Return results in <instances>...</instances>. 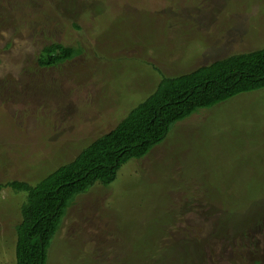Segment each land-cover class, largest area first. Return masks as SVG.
I'll return each instance as SVG.
<instances>
[{
  "label": "rangeland",
  "instance_id": "obj_1",
  "mask_svg": "<svg viewBox=\"0 0 264 264\" xmlns=\"http://www.w3.org/2000/svg\"><path fill=\"white\" fill-rule=\"evenodd\" d=\"M53 41L79 49L41 67ZM264 47V0H0V264L35 183L164 76ZM47 264H264V89L177 123L78 196Z\"/></svg>",
  "mask_w": 264,
  "mask_h": 264
},
{
  "label": "trees",
  "instance_id": "obj_2",
  "mask_svg": "<svg viewBox=\"0 0 264 264\" xmlns=\"http://www.w3.org/2000/svg\"><path fill=\"white\" fill-rule=\"evenodd\" d=\"M79 49L53 41L39 55L41 67L75 57ZM264 89V47L232 54L176 76H164L156 89L132 107L108 132L90 142L69 162L35 183L9 184L28 193L16 226V264H47L50 247L69 207L97 184L113 183L119 170L163 142L174 126L203 108L241 93Z\"/></svg>",
  "mask_w": 264,
  "mask_h": 264
}]
</instances>
